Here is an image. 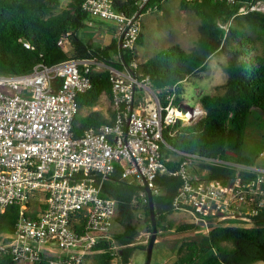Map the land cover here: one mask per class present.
Instances as JSON below:
<instances>
[{"label":"built area","instance_id":"obj_1","mask_svg":"<svg viewBox=\"0 0 264 264\" xmlns=\"http://www.w3.org/2000/svg\"><path fill=\"white\" fill-rule=\"evenodd\" d=\"M118 1L85 0L81 8L92 20L116 25L119 67L89 51L85 58L40 63L28 74L0 75V220L10 206L20 207L14 234L0 235V255L10 253L18 264H82L98 243H114L118 203L103 197L102 188L115 166L122 167L124 180L143 188L139 199L148 202L144 188L158 194L156 179L167 172L163 146L171 147L165 131L172 136L178 123L187 127L199 121L198 110L177 103V85L160 90L142 72V14L120 12ZM134 1L143 10L151 0ZM256 9L253 5L249 10ZM70 36L65 34L58 45ZM23 45L32 49L28 41ZM125 55L132 57L128 65ZM95 72H108L111 79V95L102 96L110 123L75 138L77 98L91 89ZM193 162L235 169L239 176L232 181L202 179L192 173ZM176 176L182 187L175 210L191 214L207 233L212 219L250 222L264 211V169L193 155Z\"/></svg>","mask_w":264,"mask_h":264},{"label":"trees","instance_id":"obj_2","mask_svg":"<svg viewBox=\"0 0 264 264\" xmlns=\"http://www.w3.org/2000/svg\"><path fill=\"white\" fill-rule=\"evenodd\" d=\"M85 0H74L69 9L60 10L61 0H0V75H24L33 71L40 63L52 66L70 58H85L89 51L114 67L121 63L113 58L118 54V43L102 48H93L78 38L79 30L86 22H93L82 11ZM167 0H151L139 10L134 0H119L116 9L133 15L144 14ZM264 0H191L183 1L185 10L195 13L201 20L196 45L186 51L174 45L160 51L155 57L141 61L145 75L150 76L155 86L164 90L177 85V103H183L185 80L203 72L208 60L218 53L225 54L227 74L225 92L222 95H204L201 103L205 117L192 126L178 123L176 133L165 131L164 139L171 147L163 146V164L166 173L156 179L158 194L153 195L157 215L158 234L172 230L163 226L165 216L173 213L174 201L182 180L176 176L187 156L202 159H224L238 164L254 166V161L242 155L245 137L253 110L264 114V12L250 11V7ZM244 9L246 13H242ZM67 33L71 36L63 46L58 42ZM28 41L32 49L24 47ZM143 44L141 35L138 46ZM132 57L125 55L123 63L128 65ZM92 87L77 98L79 112L73 124L75 138H81L92 128L109 124L104 112L92 109L101 105L104 94L112 92L108 72L91 75ZM90 111L82 115V111ZM111 113V112H110ZM179 160L171 159V155ZM236 154L237 156L233 155ZM207 180L232 181L239 176L235 169H227L200 163ZM123 169L115 166L110 179L104 183L102 196L117 201V217L113 241L98 243L93 249L95 264H131L137 250H147L148 245H138L139 235L136 221L138 206L145 212L148 231L152 234L149 203L139 199L142 187L122 178ZM20 215L18 205L10 206L1 216L0 235H12ZM251 228L238 226H212L205 242L190 241L178 250L173 264H254L264 262V211L256 218ZM85 222V218L82 219ZM82 223V224H83ZM197 225L178 228L179 233L199 229ZM117 247V251L113 248ZM116 254V255H113ZM90 255L87 256L89 258ZM0 264H18L10 253L0 255ZM47 264V263H42Z\"/></svg>","mask_w":264,"mask_h":264},{"label":"rangeland","instance_id":"obj_3","mask_svg":"<svg viewBox=\"0 0 264 264\" xmlns=\"http://www.w3.org/2000/svg\"><path fill=\"white\" fill-rule=\"evenodd\" d=\"M183 1L190 0H167L150 12L142 14L140 20L142 24L143 44L138 47L140 60L146 61L155 57L160 51L180 45L186 51H190L199 38L198 28L201 24L200 18L193 12L183 8ZM74 0H61L60 12L69 9ZM257 11L264 12V1L256 3ZM78 38L85 44H90L93 48H102L111 44L116 39V25L109 21L94 19L93 22H86V27L79 30ZM117 61L116 58H113ZM227 63L225 54L218 53L208 60L205 71L197 73L183 83L185 92L183 93V105L185 109L198 110L199 120L205 117V111L201 103L204 95H222L225 92L227 74L224 66ZM100 110L105 113L109 107L102 104ZM90 111L84 109L82 115H87ZM242 155L254 161L255 167L264 169V114L259 110H253L250 124L245 137ZM171 159L178 161L179 156L171 155ZM200 163L193 162L192 173L198 177L206 176V172ZM136 221L139 235L136 239L138 245H149L151 233L148 231V224L145 212L138 206L136 211ZM158 218V217H157ZM235 224L238 227L251 228L256 219L250 222L241 220H229L220 222L212 219L209 228L212 226H226L227 223ZM163 226L171 225L172 230L159 232L154 247L153 259L151 264H173L178 258L179 248L186 242L197 241L205 242L207 230L203 227L179 233L178 228L185 225H197L195 218L184 211H174L165 216ZM205 226L204 224H201ZM198 226V225H197ZM200 227V226H199ZM117 231V225L113 227V232ZM93 254L82 264H95L92 260ZM147 250H137L131 259V264H146ZM114 260L113 264H117ZM23 264V263H20ZM254 264H264L257 262Z\"/></svg>","mask_w":264,"mask_h":264},{"label":"water","instance_id":"obj_4","mask_svg":"<svg viewBox=\"0 0 264 264\" xmlns=\"http://www.w3.org/2000/svg\"><path fill=\"white\" fill-rule=\"evenodd\" d=\"M235 156H237L236 154H233ZM144 190L147 193V197H148V203H149V214H150V219H151V226L153 229L152 235H151V239L147 248V261L146 264H151L152 263V259H153V252H154V247H155V243L157 240V235H158V225H157V215L155 212V205H154V198H153V193L152 191L148 188V186L146 185V187L144 188Z\"/></svg>","mask_w":264,"mask_h":264},{"label":"crops","instance_id":"obj_5","mask_svg":"<svg viewBox=\"0 0 264 264\" xmlns=\"http://www.w3.org/2000/svg\"><path fill=\"white\" fill-rule=\"evenodd\" d=\"M115 40H116V39H115ZM116 42H117V40H116ZM107 46H108V45H107ZM118 51H119V47H118ZM116 56H117V55H116ZM116 56H115V58H116V60H117V57H116ZM141 61H142V60H141ZM102 104H103V103H102V99H101V105H102ZM101 105H100V106H101ZM100 106H99V107H100ZM99 107H96V108H94V109H92V110H93V111H95V110H100ZM102 112H103V111H102ZM107 112L110 113V108H109L108 110L105 111V113H104L105 116H106V113H107ZM114 224H115V222H114Z\"/></svg>","mask_w":264,"mask_h":264}]
</instances>
